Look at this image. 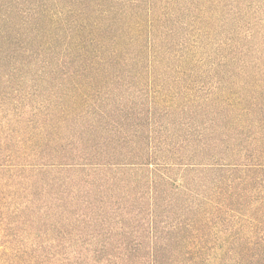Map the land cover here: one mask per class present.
<instances>
[{"label": "trees", "instance_id": "16d2710c", "mask_svg": "<svg viewBox=\"0 0 264 264\" xmlns=\"http://www.w3.org/2000/svg\"><path fill=\"white\" fill-rule=\"evenodd\" d=\"M0 203L3 264H264V0H0Z\"/></svg>", "mask_w": 264, "mask_h": 264}, {"label": "rangeland", "instance_id": "374dc122", "mask_svg": "<svg viewBox=\"0 0 264 264\" xmlns=\"http://www.w3.org/2000/svg\"><path fill=\"white\" fill-rule=\"evenodd\" d=\"M52 177H53V175L48 176L46 181L50 182ZM4 182H5V180H4ZM3 185H2V187H3L4 191L9 192V190L6 187H4L5 185L4 186ZM52 193H53V191H52ZM42 197H44V196L41 195L39 198L42 200ZM6 198L7 199H5L3 201L4 205H8V203H11L9 197L6 196ZM23 203H26V202H23ZM1 204L2 203H0V264H3L2 252L4 251L6 241L8 240L6 238V233L3 231L6 227V225H4L3 223H7V226L9 227L10 230L16 228V225L13 224V222H11V218L14 215L8 216L6 221L2 218V213L4 210L2 209ZM51 207H53V206H51ZM13 210H14V207H11V211H13ZM45 213H47L46 209L43 211H40V212H36L34 217H32L30 215L25 217V223L22 225V226H24V229H25L24 233H26L24 235H27V237H28V235L31 234L33 231H36V229H39V227H40L39 217ZM10 233L12 234L13 232H10ZM28 238L29 239H26V242L24 245L25 248H23L24 253L22 255H20V256H22V259L17 261L16 264L17 263L18 264H53V258L49 257L50 255L53 254V245H54L53 234L44 236V235H42V233H40V235L36 234V235L28 237ZM12 245L14 246L15 244H12ZM78 251H79V245L73 244L71 249H68V250L62 249L61 253L65 257H74L75 253ZM7 260H8L7 264H10V262L12 264V260L14 261V258L12 255H9Z\"/></svg>", "mask_w": 264, "mask_h": 264}]
</instances>
